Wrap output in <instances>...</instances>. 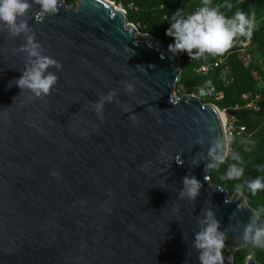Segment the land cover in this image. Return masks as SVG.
<instances>
[{
  "label": "water",
  "instance_id": "obj_1",
  "mask_svg": "<svg viewBox=\"0 0 264 264\" xmlns=\"http://www.w3.org/2000/svg\"><path fill=\"white\" fill-rule=\"evenodd\" d=\"M29 4L26 31L0 21V264H201L208 211L235 247L254 244L246 229L264 220L211 180L228 155L220 113L175 95L177 52L138 39L107 0ZM29 37L56 61L39 96L16 83L36 59ZM185 177L201 184L195 199Z\"/></svg>",
  "mask_w": 264,
  "mask_h": 264
},
{
  "label": "rangeland",
  "instance_id": "obj_2",
  "mask_svg": "<svg viewBox=\"0 0 264 264\" xmlns=\"http://www.w3.org/2000/svg\"><path fill=\"white\" fill-rule=\"evenodd\" d=\"M62 1H65L72 7H77L80 3V0ZM112 1L117 5V7L126 12L128 24H131L136 32L149 34L155 39L162 41L167 47L175 42L174 37L166 34V30L171 26L172 23L175 22L173 19L175 14L179 11L183 18H187L188 15L193 14L194 9H196L195 7L200 2L203 3L207 1V3L210 4L208 0ZM254 1L250 7L247 10H243V12L249 16H254L255 22L261 23L260 26H262V32H254L252 38L247 40L250 44L246 47V52H249V47H254L255 56L259 57L262 61L264 59V4L258 8L257 5L262 2ZM221 2L222 5L227 4L226 8L228 12H226L225 16L228 18L231 13H234V4H232V0H221ZM215 3L219 6H222L218 1ZM229 5H231V7H229ZM179 18L181 17H177V19ZM254 38L256 41H254ZM239 46L240 51H242L241 48H245L241 42H239ZM196 52V49H193V54H189L187 51L177 52L180 58L179 67L181 72L175 86V95L178 97L185 95H195L206 104H215V101L217 103V101H221L223 99L215 95L212 91L213 87L215 86L217 90L220 89L222 92L224 91L223 94L226 95V97L222 101V104L224 106H228V104H230L233 99V93L229 91L230 84H228V80L222 81L218 75L213 73L205 76L203 74L204 72H200L199 68L204 62L216 57L219 59L227 55H213L205 52L204 56H202L195 55ZM242 71V74H235L236 77L243 79L240 80V83H243H241V86L237 87L235 91L237 93L238 91L241 93H239V100L241 98L244 99L243 95H246L247 98L252 99L256 96L255 91H253L254 88H256L258 85L260 86L262 81H246L245 78H247L248 75H246L245 69H242ZM200 73L202 74L200 75ZM242 88H244V90ZM201 92H203V94H201ZM219 108L223 110V108ZM252 119L259 124L258 129L253 132L250 137H246L245 139L241 140L236 139L232 143V146H230L228 150L227 157L229 156V161L227 163H219L218 161L214 160L212 165L215 166L211 168L210 177L212 181L220 184L225 190H227L230 196L235 195L237 192L242 193L245 197V204L251 207L259 218L264 220V190H259L256 193H253L249 188V183L251 181L256 179L264 180V117H262V115H254ZM232 166L241 168L243 170V174L239 177L229 178L227 176V172ZM224 248L228 256L235 258L237 264H246L250 258H254L264 264V248H259L255 244L250 243L243 248H237L229 237H224Z\"/></svg>",
  "mask_w": 264,
  "mask_h": 264
},
{
  "label": "clouds",
  "instance_id": "obj_3",
  "mask_svg": "<svg viewBox=\"0 0 264 264\" xmlns=\"http://www.w3.org/2000/svg\"><path fill=\"white\" fill-rule=\"evenodd\" d=\"M37 2L41 5L43 13L58 10V0H37ZM29 7V0H0V21L10 26L13 34L26 31L27 24L24 22L18 24L17 19L24 15ZM177 17L181 18L177 19ZM173 19L175 22L166 30L167 35L175 38V42L169 46L171 51H187L189 54H193V49H196L195 55H203L205 52L222 55L233 46L236 37L243 36L251 39L255 27L254 16L237 11L231 18H227L217 7H212L207 2L187 18H183L178 11ZM37 48L38 45L33 42V38L29 37L27 50L29 55L36 59L16 83L21 88L27 87L33 90L39 96L49 93L57 77L52 73L45 75L46 69L50 65L56 64V61L41 56ZM96 107L98 111L101 110L103 103L97 104ZM215 159L219 163L224 162L221 156H216ZM214 166L209 165V167ZM242 174L243 170L236 166H232L227 172L229 178L239 177ZM184 184L185 190L181 195L186 193L190 198L195 199L201 187L200 182L195 177H185ZM249 188L253 193L264 190V180L251 181ZM203 223L207 227L196 237V247L202 250L201 264H223L224 233L219 231V222L214 218L212 211H208ZM248 239H252L257 247L264 248V228H257L253 235V228L249 226L245 235V240Z\"/></svg>",
  "mask_w": 264,
  "mask_h": 264
},
{
  "label": "trees",
  "instance_id": "obj_4",
  "mask_svg": "<svg viewBox=\"0 0 264 264\" xmlns=\"http://www.w3.org/2000/svg\"><path fill=\"white\" fill-rule=\"evenodd\" d=\"M208 1L211 4V6L217 7L222 14L224 13V15H226V12H228L227 8H226L227 4L222 5L221 0H211V1L208 0ZM216 1H218L222 6H219L218 4H216L215 3ZM253 1L254 0H232V4H234V8L233 9H235V10H234V13H231L232 15L230 14L228 18H231L235 14V12H237V10H239V11L247 10L250 7V5L252 4ZM255 1L262 2L259 5H257L258 8L261 7L262 4H264V0H255ZM206 2L207 1H205L203 3L200 2L195 7L196 9H194V12L198 11L199 7L203 6ZM257 23L258 22H255V27H254V30H253V34L256 31L262 32V26H260L261 23H258V24ZM253 34H252V36H253ZM247 40H250V39H248L246 37H243V36L236 37L234 39V41H233V46L231 48H229L225 53H223V54L227 55V56H223L222 57V58H224L226 60V64L228 66L227 69L225 68V66H220V67L211 66L212 63L215 60H217V57L214 58V59H211L209 61L206 60L207 62H204L202 64V65H210L211 66V68H210L208 73H203L205 76H208V75L213 73L215 75H218L222 81L223 80H226V81L228 80V84H230L229 86H230L231 90L229 89V91H231L233 93V96H232L233 99H232L231 103L228 104V106H224L222 104V101L225 99L226 95H224V98L221 101H217V103H216V101L214 102L215 104H217L219 107H221L223 109H231L234 106H236L237 104H240L242 106L245 105V100L243 98H241L239 100V97H240L241 93L239 91H238V93L235 91L237 87L241 86L240 84L243 83V82L240 83V80H243V79L236 77L235 74H237V75L240 74V73L242 74L243 73L242 69H245L246 70V75H248V77L245 78L246 81L258 82V81H262L264 79V71L261 68V66L264 65V61L262 62L259 57L255 56V50H254L255 48L254 47H252V48L249 47L248 51H249V53H251L255 57L256 63L251 64V66H245L242 63L243 54L240 51L239 42L243 43L244 41H247ZM254 41H256L255 38H254ZM254 41H253V43H254ZM258 47H260V46H258ZM261 49H263V48H261ZM202 56H204V54ZM259 61H260V63H258ZM248 72H250V73H248ZM201 74L202 73H200V75ZM249 78H251V79H249ZM229 80H232V81H229ZM254 84H256V83H254ZM261 86L262 85L260 84V86L258 85L253 90V91H255L256 94L260 93L261 96H262V101H261L262 110L260 112L253 111V110L248 109V108H241L240 110L235 111L236 117L238 118V123L240 125H245L246 128H247V131H246L245 134L236 137L233 140V142L236 139H240L241 140V139H245L246 137H250L252 135V133L255 132L258 129V125L259 124L257 122H255L252 119V117L254 115H256V116L257 115H262V117H264V89H261L262 88ZM242 89L244 90V88H242ZM218 90H220V89H218ZM237 95H238V97H237ZM241 97H242V95H241ZM232 104H234V105H232ZM232 143H231L230 146H232ZM228 161H229V156L226 158V160L224 162L227 163ZM251 202H252V200H251Z\"/></svg>",
  "mask_w": 264,
  "mask_h": 264
},
{
  "label": "built area",
  "instance_id": "obj_5",
  "mask_svg": "<svg viewBox=\"0 0 264 264\" xmlns=\"http://www.w3.org/2000/svg\"><path fill=\"white\" fill-rule=\"evenodd\" d=\"M249 44L250 43L248 41H244L243 45L245 46V48H241V50L243 51V52L241 51L243 53L242 63L245 66H251V64L256 63L255 57L251 53L246 52V47ZM263 61H264V59L262 60V62ZM258 63H260V62H258ZM211 66H214V67L225 66L226 69L228 68V66L226 64V60L224 58H219V59L215 60ZM211 66L210 65H202L200 67V72L208 73ZM261 68L264 71V65L261 66ZM261 85H262L261 89H264V79L262 80ZM212 91L214 92L215 95L219 96L221 99L224 98V94L222 91H218L215 87H213ZM243 97L246 101L245 105L242 106L240 104H237L236 106H234L231 109H223L222 111L225 113L227 110L237 111V110H240L241 108H248V109H251V110L256 111V112H260L262 110V105H261L262 96L260 93H257L256 96L252 99L247 98L246 95H243ZM213 105H215L217 107L216 104H213ZM219 112H220V110H219ZM246 131H247L246 126L240 125L238 123V118L236 117V113L227 116L226 124H225V137H226V141H227L228 150H229L230 145L233 142V140L236 137L245 134Z\"/></svg>",
  "mask_w": 264,
  "mask_h": 264
},
{
  "label": "bare ground",
  "instance_id": "obj_6",
  "mask_svg": "<svg viewBox=\"0 0 264 264\" xmlns=\"http://www.w3.org/2000/svg\"><path fill=\"white\" fill-rule=\"evenodd\" d=\"M109 2H111V4L114 6V8L116 7V9H119V10H122L121 8L117 7V5L111 0H107ZM137 38L140 39V40H144L146 39L147 41H149L152 46H154L155 48L159 49L160 51H163V52H167V54H171V49L167 48L165 44H163L162 41L158 40V39H155L154 37H152L151 35L149 34H142L140 32H137ZM218 110H220V117H221V121H222V126H223V130L225 132V124H226V115L225 113L220 109L218 108Z\"/></svg>",
  "mask_w": 264,
  "mask_h": 264
}]
</instances>
